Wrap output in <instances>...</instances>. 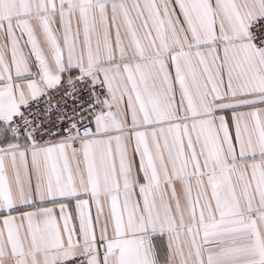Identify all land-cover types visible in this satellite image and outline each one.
I'll use <instances>...</instances> for the list:
<instances>
[{
    "label": "snow or ice",
    "instance_id": "obj_1",
    "mask_svg": "<svg viewBox=\"0 0 264 264\" xmlns=\"http://www.w3.org/2000/svg\"><path fill=\"white\" fill-rule=\"evenodd\" d=\"M0 264H264V0H0Z\"/></svg>",
    "mask_w": 264,
    "mask_h": 264
}]
</instances>
